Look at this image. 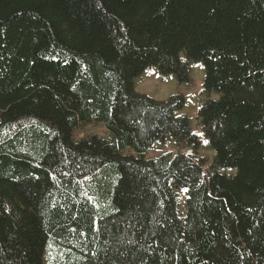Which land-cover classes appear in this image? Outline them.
<instances>
[{
  "label": "trees",
  "instance_id": "obj_1",
  "mask_svg": "<svg viewBox=\"0 0 264 264\" xmlns=\"http://www.w3.org/2000/svg\"><path fill=\"white\" fill-rule=\"evenodd\" d=\"M0 264H264V0H0Z\"/></svg>",
  "mask_w": 264,
  "mask_h": 264
},
{
  "label": "rangeland",
  "instance_id": "obj_2",
  "mask_svg": "<svg viewBox=\"0 0 264 264\" xmlns=\"http://www.w3.org/2000/svg\"><path fill=\"white\" fill-rule=\"evenodd\" d=\"M191 79L192 86L178 84L173 77H162L155 69H148L135 79V91L137 93L145 94L157 101H165L170 96L179 94L184 98V107L178 114L186 115L191 122L193 131L198 135L201 148L198 152L200 156L207 159L208 163L212 161L213 152L206 146L205 139L203 138L197 120V110L207 96L202 91V83L204 79V72L199 64L193 63L191 66ZM216 98L215 95H212ZM92 134L99 136H107V131L102 124L88 126L84 130L76 133L77 138H83ZM163 153H177L189 154L190 150L185 148H176L172 145H159L152 146L146 153L147 158H155ZM226 174H234L235 171L225 172ZM181 202L184 200L183 193H179Z\"/></svg>",
  "mask_w": 264,
  "mask_h": 264
},
{
  "label": "snow or ice",
  "instance_id": "obj_3",
  "mask_svg": "<svg viewBox=\"0 0 264 264\" xmlns=\"http://www.w3.org/2000/svg\"><path fill=\"white\" fill-rule=\"evenodd\" d=\"M205 143H207V141H205ZM183 191L187 192L188 190L187 189H183Z\"/></svg>",
  "mask_w": 264,
  "mask_h": 264
}]
</instances>
